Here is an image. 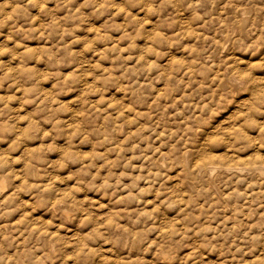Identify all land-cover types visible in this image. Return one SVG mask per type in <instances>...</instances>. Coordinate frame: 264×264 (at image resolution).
<instances>
[{
    "label": "rangeland",
    "instance_id": "obj_1",
    "mask_svg": "<svg viewBox=\"0 0 264 264\" xmlns=\"http://www.w3.org/2000/svg\"><path fill=\"white\" fill-rule=\"evenodd\" d=\"M0 264H264V0H0Z\"/></svg>",
    "mask_w": 264,
    "mask_h": 264
}]
</instances>
